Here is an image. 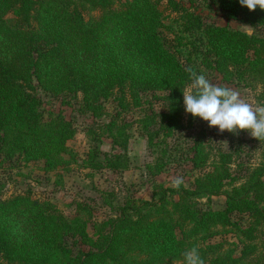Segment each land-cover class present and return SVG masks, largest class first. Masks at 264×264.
I'll return each instance as SVG.
<instances>
[{"label": "trees", "instance_id": "1", "mask_svg": "<svg viewBox=\"0 0 264 264\" xmlns=\"http://www.w3.org/2000/svg\"><path fill=\"white\" fill-rule=\"evenodd\" d=\"M163 6L173 15L168 23ZM207 8L252 26L253 33L207 20ZM9 12L14 17L6 20ZM188 69L264 86V10L249 11L237 0H0V160L42 161L46 170L62 162L73 124L54 111L44 120L41 91L63 102L80 96V112L93 118L87 166L123 171L126 155L104 153L100 162L98 145L107 136L112 146L125 148L130 124L121 111L162 93L166 110L149 108L137 120L153 157L147 172L156 177L177 151L167 140L186 126ZM110 98L119 110L107 116ZM196 119L188 114V125ZM258 140L264 148V138ZM202 141L198 135L189 150L192 169L203 170L192 185L155 182L150 200L129 198L96 224L95 240L79 212L69 219L49 201L0 198V264H175L193 247L208 264H258L252 256L253 240L264 228V151L243 177L232 175V152L219 150L211 158ZM219 195L226 199L222 210L196 204ZM234 214L247 220L245 228ZM227 232L240 245L207 243ZM79 238L89 249L73 247Z\"/></svg>", "mask_w": 264, "mask_h": 264}, {"label": "rangeland", "instance_id": "2", "mask_svg": "<svg viewBox=\"0 0 264 264\" xmlns=\"http://www.w3.org/2000/svg\"><path fill=\"white\" fill-rule=\"evenodd\" d=\"M164 15L167 17V23L170 21V15L164 6ZM97 15V12H94ZM206 19L214 21L219 25L228 24L235 29L241 25L233 20H227L215 9L205 10ZM13 13H7L4 18L12 19ZM245 25V24H242ZM248 26V25H246ZM253 28L252 26H248ZM205 75L212 83L233 89L240 94L241 100L250 103L255 109L257 106H264V97L261 94L264 86L260 81L240 82L235 80L226 82L222 76L216 72H206ZM189 87L186 88L188 90ZM45 108L44 120H48L49 111L61 112L66 120L71 121L74 128V134L70 139L65 141L66 150L61 153L62 162L48 170L44 167L42 161L26 162L22 157H15L12 161L0 160V198H7L11 195L22 194L30 197L32 200L51 202L63 216L72 219L77 212L80 214L79 219L86 222L85 228L89 238L95 240L96 224L108 219L117 213V209L127 199L138 198L150 200L153 195L154 184H163L164 186H173L175 179L182 178L185 186L192 185L196 176L203 170L192 169L188 161L191 154L189 150L193 141L198 135L202 136L203 144L211 153V158L222 150L223 152H232L234 161L230 165L232 175L243 176L248 169L257 166L262 158L264 151L263 145L257 138L252 137L247 130L230 133L218 131L216 127H209L206 121L196 119L188 125V113H184V129L174 133L168 141L169 148L174 147L172 160L164 167L156 177H152L146 168V164L151 163L153 157L147 150V140L141 134L137 120L142 117L145 110L153 108L157 112L166 110V104L162 100V93H157V98L151 95L146 96V102L142 107L131 108L127 111H121V117L128 122L127 128L129 135L125 148H115L111 144V138L104 136L99 143V154L96 160L103 162L104 153H121L127 157V167L123 171H112L108 168L99 169L87 166L88 152L92 146V140L87 134L89 126L93 123V118L89 114L81 113L79 110V99L66 97L68 102L62 101L60 97L51 96L39 91ZM260 95V96H259ZM104 106L109 112L108 115L114 114L119 109L115 101L108 99ZM108 120L102 117L101 122ZM0 159L2 156L0 155ZM240 163V164H239ZM242 170L239 172L240 166ZM210 169V167L205 170ZM242 180V179H241ZM240 183V180L237 182ZM228 189L230 187H227ZM84 203L78 207L77 203ZM196 204L204 209L222 210L225 208L226 199L223 195L203 197L196 200ZM84 208V210L80 209ZM78 210V211H77ZM232 220L239 223L241 228L247 226V220L239 217L237 214L232 215ZM226 240L228 242L240 245L234 232L221 233L212 237L207 243H216ZM257 246V252L254 257L258 264H264V228L257 233L256 239L253 240ZM69 244L74 243V239L68 240ZM73 247L87 250L89 247L84 245L79 238L75 240ZM239 249L234 253L238 256ZM175 264H184V259H179ZM205 264H208L207 262Z\"/></svg>", "mask_w": 264, "mask_h": 264}, {"label": "clouds", "instance_id": "3", "mask_svg": "<svg viewBox=\"0 0 264 264\" xmlns=\"http://www.w3.org/2000/svg\"><path fill=\"white\" fill-rule=\"evenodd\" d=\"M241 7L255 11L264 10V0H237ZM191 76L189 89L183 93L186 113L206 121L209 127L230 133L247 130L257 139L264 138V106L255 109L240 98L239 92L222 85L212 83L204 74L188 69ZM182 178L173 181L179 187ZM184 264H205L197 247L184 253Z\"/></svg>", "mask_w": 264, "mask_h": 264}, {"label": "water", "instance_id": "4", "mask_svg": "<svg viewBox=\"0 0 264 264\" xmlns=\"http://www.w3.org/2000/svg\"><path fill=\"white\" fill-rule=\"evenodd\" d=\"M235 29L236 30H239V31H241V32H243V33H246V34H248V35H251L252 33H253V28H251V27H248V26H246V25H237L236 27H235Z\"/></svg>", "mask_w": 264, "mask_h": 264}]
</instances>
